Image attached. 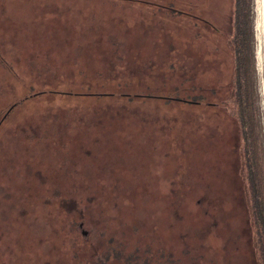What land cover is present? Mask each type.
<instances>
[{
	"label": "rangeland",
	"instance_id": "obj_1",
	"mask_svg": "<svg viewBox=\"0 0 264 264\" xmlns=\"http://www.w3.org/2000/svg\"><path fill=\"white\" fill-rule=\"evenodd\" d=\"M72 84L150 97L94 118L28 98ZM211 90L200 128L153 98ZM7 111L0 264H264L249 0H0Z\"/></svg>",
	"mask_w": 264,
	"mask_h": 264
},
{
	"label": "trees",
	"instance_id": "obj_2",
	"mask_svg": "<svg viewBox=\"0 0 264 264\" xmlns=\"http://www.w3.org/2000/svg\"><path fill=\"white\" fill-rule=\"evenodd\" d=\"M230 50L232 52V49ZM28 89L30 91L29 92L30 95L28 96V98H34V97H39L43 95V97H46V98L62 99L66 101H76L77 103L81 102V104L84 105L83 107H86V106L95 107V109H85L84 108V110H82L81 108L77 106L74 108V112L76 114H79V116L89 113L93 118L94 116H98V113H97L98 111L100 110L106 111L107 109L110 110L112 106L113 108L115 107L114 105H124V107L128 106V107H131V110L135 111L138 105L137 101L139 99L150 97V96H142L140 94L125 95L122 92L118 94H107V93L100 94L96 90H94L95 88L93 87V85L72 84L62 90L49 88V87H45L43 88V90H38V89L36 90L34 86H29ZM175 91H178V90L175 89ZM210 93L212 94L211 96L212 99L208 98V96L204 94H194V95L189 94L187 97H179L176 95L174 96V98H167V97L166 98L153 97V98L161 99L160 102L165 101L173 105L185 106L187 109H189L193 113V116L195 115L194 122L197 125V127L200 128L202 127V125L203 126L205 124L207 125L210 123V121L215 120L216 115L218 114V111H219V107H221L220 104L223 103L220 100L214 99V97L217 94L216 90H211ZM110 97H115L116 99L111 100ZM63 103H66V102H63ZM105 107L107 109H104ZM196 109H199V110H196ZM8 111L1 118L0 120L1 122L7 116ZM199 111H201V114L198 115V113H200ZM222 183H225V182L222 181ZM240 192L242 193V191ZM242 197L240 195V198L243 201ZM218 198H219L218 203H221V204H222V201L224 202L229 201V195L227 194H224Z\"/></svg>",
	"mask_w": 264,
	"mask_h": 264
},
{
	"label": "water",
	"instance_id": "obj_3",
	"mask_svg": "<svg viewBox=\"0 0 264 264\" xmlns=\"http://www.w3.org/2000/svg\"><path fill=\"white\" fill-rule=\"evenodd\" d=\"M249 48L254 120L264 181V0H249Z\"/></svg>",
	"mask_w": 264,
	"mask_h": 264
}]
</instances>
